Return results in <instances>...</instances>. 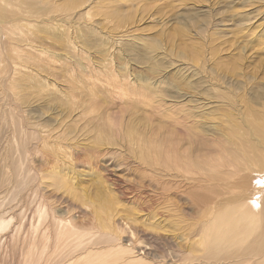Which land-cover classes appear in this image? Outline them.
Returning <instances> with one entry per match:
<instances>
[{"label":"rangeland","instance_id":"1","mask_svg":"<svg viewBox=\"0 0 264 264\" xmlns=\"http://www.w3.org/2000/svg\"><path fill=\"white\" fill-rule=\"evenodd\" d=\"M0 6V264H264V0Z\"/></svg>","mask_w":264,"mask_h":264},{"label":"bare ground","instance_id":"2","mask_svg":"<svg viewBox=\"0 0 264 264\" xmlns=\"http://www.w3.org/2000/svg\"><path fill=\"white\" fill-rule=\"evenodd\" d=\"M4 9L0 6V16L2 17ZM249 208H253L251 205ZM247 208L241 210L228 209L221 216H219L211 225L210 239L215 244H223L225 242L233 241L237 237L246 236L245 231L241 228L245 220V216L253 212ZM5 222L0 221V230L4 227ZM219 246V245H218ZM102 262V261H101Z\"/></svg>","mask_w":264,"mask_h":264}]
</instances>
